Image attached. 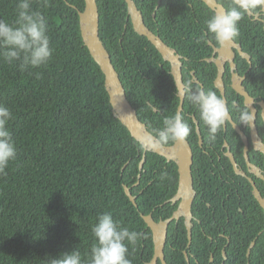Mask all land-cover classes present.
Here are the masks:
<instances>
[{
  "label": "trees",
  "instance_id": "obj_1",
  "mask_svg": "<svg viewBox=\"0 0 264 264\" xmlns=\"http://www.w3.org/2000/svg\"><path fill=\"white\" fill-rule=\"evenodd\" d=\"M132 1L146 27L180 54L185 64L187 59L196 69L197 60L209 55L207 44L196 43L204 21L214 13L202 0ZM217 2L227 10L230 0ZM16 3L0 0V18L14 20ZM96 3L99 37L127 100L154 135L153 129L161 127L163 117L172 115L179 103L170 64L146 37L133 30L124 0ZM50 5L39 9L47 17L54 49L48 65L21 72L15 64L0 63V103L13 113L8 127L17 149L16 159L5 170L7 175L0 176V264H45L46 259L74 247L86 252L93 241L89 225L102 211H110L122 226L141 234L134 246L129 245L128 258L132 264H146L152 257L153 243L141 214H151L155 221L172 214L176 204L168 200L177 189V166L146 152L139 170L142 146L113 115L104 75L81 38L77 10H83L84 0H50ZM37 6L38 0H33V8ZM261 25L246 15L240 21L235 42L250 56L255 52L264 60V44L258 49L260 36H264ZM30 72H40L41 78ZM183 76L184 82L190 79L189 74L183 72ZM203 82L212 88L210 77ZM146 102L157 111L145 110ZM188 110L195 111V118H199L185 96L182 113L192 128L186 138L190 141L195 133L193 119L186 115ZM197 161L194 151L193 176ZM161 172L167 173L164 180L159 178ZM234 178L235 183L240 180L241 186L250 187L243 177L234 174ZM123 185L136 197V207ZM232 196L235 228L226 254L233 258L236 246L244 243V259L245 248L257 236L248 260L250 264H264L262 209L250 190H238ZM201 204L204 202L197 194L192 210L198 218ZM182 220L168 226L166 264H186L181 251L187 242ZM236 221L241 223L239 227ZM194 242L192 230L191 245Z\"/></svg>",
  "mask_w": 264,
  "mask_h": 264
},
{
  "label": "flooded vegetation",
  "instance_id": "obj_2",
  "mask_svg": "<svg viewBox=\"0 0 264 264\" xmlns=\"http://www.w3.org/2000/svg\"><path fill=\"white\" fill-rule=\"evenodd\" d=\"M249 17L252 21L260 22L264 32V14H253ZM260 37L261 42L258 44V49H261L263 47L261 45L264 44L262 42L264 36L261 35ZM236 44L240 46L241 51L248 56V59L241 56L238 50L234 48H232L233 56L231 58L228 57V53H226V56H220L215 51L220 46L212 41L207 43V46L210 47L209 55L197 60L196 69H193L194 64L187 59L185 60L187 64H185L183 57L179 54L182 57L181 74L183 84L185 83L184 72L190 75V79L194 83L209 90L210 87L207 88L203 81L205 78L210 77L211 90L225 98L232 120L236 122L234 127L232 123L226 124L216 134L215 139H209L207 128L200 118H195V111L189 113V109L186 112V115L191 116L193 119L195 133V139L186 140L189 142L192 153L194 154L195 151L198 156L194 176L191 166L192 185L195 191L194 199L198 194L201 201L204 202V205L201 204L198 210L199 213H202L200 214L201 218H198L197 212L192 210L194 199L192 201L190 240H188L185 219L180 217L183 219L187 238L185 248L181 250L186 264H250L248 259L257 238L256 236L249 241L244 251V259L241 254V247L245 246L244 243L236 246V249L240 251H237L238 253L234 252L237 254L236 256L233 258L227 256L226 249L232 240L233 229L235 228L233 215L235 214L234 206L236 204L231 199V197L233 198V192L238 194V190H250L253 195L252 190L254 189L250 182L252 181L261 197L264 198V60L258 58L255 52L250 56L242 49L240 43ZM237 89L248 94L251 102L246 103V97L239 93ZM233 100L241 107L249 105L253 113L256 114L252 127L246 128L243 124L238 123L237 113L232 111ZM195 142L197 145L193 144ZM233 162H235L238 173L234 169ZM234 174L243 177L250 187L241 186L240 180L235 183ZM137 184L138 181L135 185ZM195 185L196 188H194ZM174 204L177 208V203ZM260 208L262 209L261 206ZM237 209L241 211L240 206H237ZM180 218L173 221L177 223ZM236 222L238 224L236 226L239 227L241 223ZM192 230L195 233L193 245H191ZM260 233L261 231L258 232V235Z\"/></svg>",
  "mask_w": 264,
  "mask_h": 264
},
{
  "label": "clouds",
  "instance_id": "obj_3",
  "mask_svg": "<svg viewBox=\"0 0 264 264\" xmlns=\"http://www.w3.org/2000/svg\"><path fill=\"white\" fill-rule=\"evenodd\" d=\"M50 6V0H38L36 9L33 8V0H17L15 19L9 22L0 18V63L15 64L21 72L48 65L53 59L54 49L50 46L47 17L39 9ZM250 12H264V0H230L226 11L212 13L204 21L205 27L196 38V43L207 44L214 41L223 47L235 41L240 35V21ZM29 74L36 79L41 78L40 72ZM175 89L186 95L199 113L209 139H215L226 124L232 123L235 126L236 122L232 120L222 95L211 89L205 90L191 79L179 89L175 85ZM145 110L157 111L151 102H146ZM232 111L237 113L238 123L246 128L253 126L256 114L249 105L241 107L233 100ZM11 119L13 113L10 108L0 103V176L7 175L5 170L17 156L16 145L8 127ZM191 131L184 114L177 110L172 115L164 116L162 126L153 129L154 135L146 139L149 144L184 142ZM166 177L167 173L161 172L159 178L164 180ZM89 230L93 241L86 252L82 253L79 248L74 247L46 259L45 264H132L128 258L129 245L137 243L141 235L139 232L122 226L110 211L98 212L95 221L90 223Z\"/></svg>",
  "mask_w": 264,
  "mask_h": 264
},
{
  "label": "water",
  "instance_id": "obj_4",
  "mask_svg": "<svg viewBox=\"0 0 264 264\" xmlns=\"http://www.w3.org/2000/svg\"><path fill=\"white\" fill-rule=\"evenodd\" d=\"M124 1L126 3L128 18L130 19L133 30L137 34L146 37V39L161 54L163 60L169 62L170 73L172 74L175 85L177 89L181 88L183 85L181 74L182 57L177 54L175 50L167 46L158 35L154 34L146 27L141 12L137 9L132 0ZM202 2L214 11V13L226 11L224 6L218 3L217 0H202ZM70 6L76 9L75 6ZM262 14H264V12H262ZM77 15L82 41L104 75V85L109 96L112 113L127 128L130 135L140 145H142L143 153L139 162V170L143 167L146 152L158 154L164 157L166 161L175 162L177 166V189L175 194L168 200V202H171L172 204L177 203L176 210L170 217L159 221H155L151 214H141L146 226L151 231L153 243V254L151 259L146 264H166L164 247L169 223L183 217L185 219V225L188 232V240L191 239L190 220L192 215L190 209L195 196L191 174V166L193 163L192 149L187 140L184 142H173L170 145L149 144L147 142L146 138L153 134L148 131L146 125L138 119L135 110L127 100L119 75L112 64L109 53L105 49L102 40L99 37V13L96 0H84V8L83 10H77ZM247 15L253 16V13L250 12ZM257 17L258 15L256 18ZM232 48L237 49L241 56L248 59V56L241 51L240 46L234 41L223 47L220 46L218 49H215V51H217L220 56H226V53H228V57L231 58L233 56ZM237 91L246 97V103L251 102L248 94L238 89ZM177 96L179 98L177 110L182 112L185 95H182L179 91H177ZM233 165L236 173H238L235 162H233ZM137 177L139 179L140 174ZM250 182L254 189L252 190L253 196L264 212V198L261 197L252 181ZM123 189L128 199L136 207V197L132 195L130 188L123 185Z\"/></svg>",
  "mask_w": 264,
  "mask_h": 264
}]
</instances>
